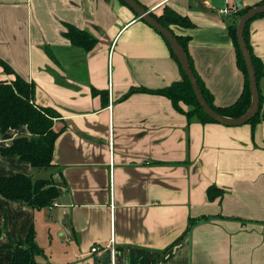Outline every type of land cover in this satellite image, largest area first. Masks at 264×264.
<instances>
[{
    "label": "crops",
    "instance_id": "crops-1",
    "mask_svg": "<svg viewBox=\"0 0 264 264\" xmlns=\"http://www.w3.org/2000/svg\"><path fill=\"white\" fill-rule=\"evenodd\" d=\"M137 1L188 18L170 29L186 38L194 74L215 106L234 103L244 74L228 30L239 9L262 0L240 8L234 0ZM67 25L94 46L71 44ZM247 36L264 96V16L249 22ZM15 75L32 83L36 105L57 113L58 135L49 167L0 153V175L49 178L58 194L40 209L0 194V264L28 243L36 264H264V117L236 126L188 119L152 92L180 80L182 67L129 6L0 0V80ZM21 134L26 126L9 129L0 148Z\"/></svg>",
    "mask_w": 264,
    "mask_h": 264
},
{
    "label": "trees",
    "instance_id": "trees-1",
    "mask_svg": "<svg viewBox=\"0 0 264 264\" xmlns=\"http://www.w3.org/2000/svg\"><path fill=\"white\" fill-rule=\"evenodd\" d=\"M121 2L124 3L123 1ZM262 3H264V0L260 1L258 4ZM143 8L145 9V7ZM249 8L250 7L239 9V15H242ZM150 13L159 23L170 31V25L172 24L179 26H189L191 24L188 18L181 16L167 6L163 8L162 13L159 15L154 12ZM258 16H264V13L258 14L253 18ZM253 18L245 25L244 38L251 54L258 85V81L263 74V66L260 60L252 54L247 36L248 24ZM66 28L64 34L71 44L81 46L85 49H90L94 46L96 39L85 30L78 29L72 25H67ZM228 31L235 47L236 63L244 74L243 89L236 101L225 107L215 106L212 95L207 91L195 74L194 76L208 105L215 112L223 116L235 118L243 115L250 106L251 91L245 63L237 44L236 26H231ZM174 36L186 52V38L178 35ZM170 50L173 53L171 47ZM2 64L5 69L9 70L4 62H2ZM138 90L144 89H130L127 94ZM151 91L167 96L171 100L173 107L184 113L188 119L196 118L203 122L214 121L201 109L196 100L190 81L185 76L183 70L180 80L164 88ZM32 95V83L18 75H15V78L11 81L0 80V135L4 134L9 129H15L21 126H26L28 131V135L21 134L16 136L7 146L1 147L0 153L8 157L16 156L20 160L29 162L35 168H46L51 164L53 145L58 135V133L53 130V118L57 116V113L51 108L36 105L33 102ZM263 102L264 96L259 93L258 112L247 123L257 121L260 115L264 117ZM180 104H184L189 108L184 110ZM0 194L9 200H21L31 208L40 209L51 206L58 192L49 178L32 180L28 174L14 173L12 175H0ZM27 241L29 242V236L27 237ZM37 252L38 250L30 243H28V247L16 246L8 264H36L35 255Z\"/></svg>",
    "mask_w": 264,
    "mask_h": 264
},
{
    "label": "water",
    "instance_id": "water-1",
    "mask_svg": "<svg viewBox=\"0 0 264 264\" xmlns=\"http://www.w3.org/2000/svg\"><path fill=\"white\" fill-rule=\"evenodd\" d=\"M121 1H123L127 6H129L142 20H144L150 26L156 29L168 42L172 51L178 57V60L181 64V67H182V70L185 76L190 81L191 87L193 89V92L195 94L198 104L200 105L201 109L207 116H209L214 121L222 123L224 125L236 126V125L247 123L258 112L259 91H258V85H257L256 77H255V71H254V66L252 63L251 54L248 50V47L246 45V41L244 38V28H245L246 23L251 18H253L254 16L258 14L264 13V4H260V5L249 8L247 11H245L241 15L236 25V39H237V44L242 54L245 67H246V71H247L249 87L251 91V103L247 111L243 115L234 118V117L223 116L215 112L208 105V103L204 99V96L200 90V87L194 76V73L190 67L187 55L185 51L183 50V48L180 46L179 42L177 41L172 31H170L168 28L164 27L161 23H159L154 18V16H152L150 11L145 10L136 0H121ZM234 3L237 8L241 7L240 0H234Z\"/></svg>",
    "mask_w": 264,
    "mask_h": 264
},
{
    "label": "built area",
    "instance_id": "built-area-1",
    "mask_svg": "<svg viewBox=\"0 0 264 264\" xmlns=\"http://www.w3.org/2000/svg\"><path fill=\"white\" fill-rule=\"evenodd\" d=\"M222 12H223V13H226L227 10H226V9H223ZM96 249H97V247H92V248H91V251H95Z\"/></svg>",
    "mask_w": 264,
    "mask_h": 264
},
{
    "label": "rangeland",
    "instance_id": "rangeland-1",
    "mask_svg": "<svg viewBox=\"0 0 264 264\" xmlns=\"http://www.w3.org/2000/svg\"><path fill=\"white\" fill-rule=\"evenodd\" d=\"M2 135H3V134H2ZM2 135H0V137H1Z\"/></svg>",
    "mask_w": 264,
    "mask_h": 264
}]
</instances>
